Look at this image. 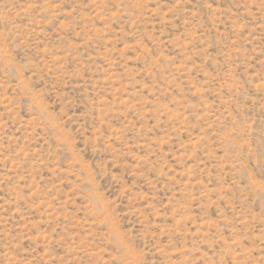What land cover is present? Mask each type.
<instances>
[{"label": "rangeland", "instance_id": "374dc122", "mask_svg": "<svg viewBox=\"0 0 264 264\" xmlns=\"http://www.w3.org/2000/svg\"><path fill=\"white\" fill-rule=\"evenodd\" d=\"M0 264H264V0H0Z\"/></svg>", "mask_w": 264, "mask_h": 264}]
</instances>
